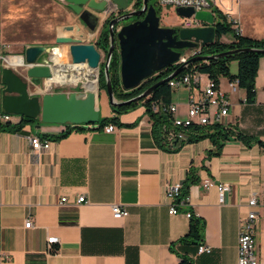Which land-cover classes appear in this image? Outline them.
I'll use <instances>...</instances> for the list:
<instances>
[{
  "label": "crops",
  "instance_id": "obj_1",
  "mask_svg": "<svg viewBox=\"0 0 264 264\" xmlns=\"http://www.w3.org/2000/svg\"><path fill=\"white\" fill-rule=\"evenodd\" d=\"M244 8L241 0L237 6L241 19ZM78 22L75 31L82 29L83 23ZM240 28L242 34L264 38L249 33L251 25ZM88 39L94 43L96 37ZM221 40L228 42L230 37ZM38 44L43 43L25 44L16 54L27 45ZM7 61L24 75L20 61ZM236 70L237 62L231 71ZM198 76L196 93L208 83L205 75ZM33 81L35 85L28 90L39 93L45 80ZM219 87L229 104L218 123L237 124L243 132L264 139V54L255 77L254 102H247L239 87L231 91L225 78ZM171 103L177 106L175 115L186 116L187 108L178 98L171 97ZM20 120L19 115H11L9 122L14 125ZM119 122L110 133L91 124L59 138L63 125L39 118L24 122L17 130H0V264H177L179 257L170 244L188 230L190 218L185 210L204 220L203 242L211 247L210 253H189L193 264H237L239 222L249 210L251 196L257 200L259 213L256 264H264V150L258 144L231 139L218 155L206 157L213 149L208 139L185 143L176 150L160 147L142 105L119 114ZM30 135L51 139L49 148L34 151ZM190 167L198 181L189 186V201L181 211L171 214L166 187L182 183ZM205 179L211 181L208 187ZM222 182L229 189L219 201L216 186ZM81 195L84 201L76 203ZM113 205L126 209L127 215L114 218ZM27 219L32 222L29 227L24 226ZM50 236L57 241L48 247ZM52 247L56 250L51 251Z\"/></svg>",
  "mask_w": 264,
  "mask_h": 264
},
{
  "label": "water",
  "instance_id": "obj_2",
  "mask_svg": "<svg viewBox=\"0 0 264 264\" xmlns=\"http://www.w3.org/2000/svg\"><path fill=\"white\" fill-rule=\"evenodd\" d=\"M64 2L92 32L98 24V17L91 14L83 6L99 12L104 11L107 7L105 0H64ZM111 2L116 6L119 14L111 17L108 22L109 47L106 52L103 71L106 77L107 98L113 107L128 105L148 96L156 86L173 79L191 61L220 57L240 51L238 49L215 55H196L182 61L180 49L206 46L214 41L215 34L212 24L193 28L161 26L155 6L149 4V0H141V6L134 9L129 8L128 0H111ZM175 13L179 16L189 17L194 13V9L179 6L175 8ZM141 16L140 19L120 24L130 17ZM116 24L119 26L114 31ZM99 25L101 26L102 23ZM73 29V25L60 27V30ZM115 39L120 56V80L125 90L139 86L154 73L168 66L177 64L178 67L136 96L126 100H117L113 95L108 73ZM54 42L68 45L69 65L82 64L87 69L96 70V81H98L101 54L94 43L84 42L80 38L64 34H57ZM244 50L264 54V48H245ZM53 52V46L45 44L25 46L23 52L17 55L20 57L19 65L22 67L24 75L8 65H3V58L0 57V83L2 85L0 106L2 113L17 114L21 119L34 120L39 118L45 123L61 125L97 124L99 122L97 84L95 89H87L82 83L83 91H48L43 87L39 93L32 94L28 90L31 85H35L34 79L44 80L56 75L59 67L52 57ZM173 144H176V140L173 141Z\"/></svg>",
  "mask_w": 264,
  "mask_h": 264
},
{
  "label": "trees",
  "instance_id": "obj_3",
  "mask_svg": "<svg viewBox=\"0 0 264 264\" xmlns=\"http://www.w3.org/2000/svg\"><path fill=\"white\" fill-rule=\"evenodd\" d=\"M149 4H153L155 6L156 13L158 15L159 8L156 6V2L149 0ZM140 6L141 0H135L133 3V8H139ZM213 10L217 12L218 17V19L212 22L215 34L214 41L209 45L201 46L199 48L197 46L194 48L180 49L181 54L194 51L195 55L191 56L193 57L196 55H215L228 50L239 49L240 51H235L220 57H211L208 59L191 61L173 79H177L179 76L185 73H196L198 75L202 74L208 78V81L211 82L214 87H219L220 79L225 78L228 82L235 81L237 83V87L244 90L245 99L247 102H254L256 97L255 77L258 70L259 58L263 54L256 53L254 51H246L244 49L264 48V38H255L242 34L238 24L233 23L232 20H227L226 16L217 9ZM109 19L110 18H107L101 25L94 42L96 48L104 53V60L100 65L98 74L99 95L101 92L106 94V77L103 71V66L106 52L109 47ZM203 25H207V23H203ZM118 26L119 24L114 25V31ZM223 36H229L230 40L228 42L222 41L221 38ZM114 44L115 47L110 58L108 73L113 95L117 100H126L136 96L145 88L164 78L178 67L177 64L168 66L161 71L154 73L139 86L133 89L125 90L123 89L120 80V56L116 39ZM233 60L237 62V70L235 73H233L230 69V63ZM171 80L159 84L148 96L143 97L138 101H133L128 105H122L119 107L111 106L112 115L102 119L99 118L96 128H102L108 123L121 125L119 122V114L134 109L138 105H142L145 107V112L151 120L152 132L155 142L163 148L164 145H166L167 147H165V149L167 150H176L185 143L198 142L203 139H208L213 145V149L206 152V157L218 155L224 143L231 139L239 140L246 145L256 143L264 150V139H258L243 132L237 126V124L224 126L218 122L211 124L192 123L188 126H185L183 131L187 135L186 138L183 140H178L176 144H173L174 139L168 138V136H170L171 133L175 131V128L172 126L173 116L167 110V106L171 103V97L175 90L174 87L169 84V81ZM79 89L80 88L77 87L76 90ZM58 90L59 89L55 91ZM28 121L32 120L23 118L14 125H11L9 121H0V130H17L24 122ZM76 127L78 129H83V126ZM68 132L69 130L61 133L57 138L67 134ZM197 181L198 175L196 171L190 167L186 173L184 181L182 182L181 196L183 197L186 195L188 193L189 186ZM189 218L187 232L170 244L171 251H173L179 257V262L177 264H193V260L189 253L194 250L196 251L197 246L203 242L204 220L193 213ZM55 250L56 248L52 247L51 251Z\"/></svg>",
  "mask_w": 264,
  "mask_h": 264
},
{
  "label": "built area",
  "instance_id": "obj_4",
  "mask_svg": "<svg viewBox=\"0 0 264 264\" xmlns=\"http://www.w3.org/2000/svg\"><path fill=\"white\" fill-rule=\"evenodd\" d=\"M64 1V0H60ZM107 2V7L104 11L99 12L97 10L88 8L83 6V8L87 9L91 14L98 17V19L103 16V19L107 17H111L113 13L114 16L119 14L116 6L111 2V0H105ZM241 0H156V6L159 10L162 7L169 6L173 7L174 11L176 7L186 6L192 7L194 9V13L189 17L180 16L182 18L181 27L180 28H193L203 26V22L201 20L195 18V12L204 8L217 9L223 15L226 16L227 20H232L233 23L238 24L237 19L233 17L235 8L238 6ZM264 1V0H263ZM132 5V4H131ZM129 6L132 9V6ZM179 16V15H178ZM239 26V24H238ZM240 31L241 28L239 27ZM201 46H198V48ZM57 47H53V50ZM195 55L194 51L190 53L182 54L181 60L186 61L189 57ZM9 56H17V55H6L3 58V65H8L12 67L11 63H9L6 57ZM68 63V62H67ZM69 65V64H68ZM72 66V65H70ZM78 67H85L82 64L73 65ZM44 88L48 91H54L57 89H65L69 87V84L62 83L54 80V76L44 79ZM169 84L172 87L185 86L188 90V104L186 110L185 117H179L175 115L177 112V106L175 104L170 103L167 106V110L170 114H172V126L175 128V131L171 133L168 138H173L176 140H183L186 138V133L183 131L185 126H188L192 123L197 124H211L218 122L220 117L225 115L228 112V98L220 87H214L211 82L208 81L207 85L202 91L198 93L194 92L195 87L199 84V76L196 73L190 74L185 73L179 76L177 79H172L169 81ZM231 91H235L237 89V83L235 81L228 82ZM2 85L0 83V92ZM77 88V86H76ZM78 91H83L84 89L80 86ZM64 91V90H62ZM69 92V91H66ZM11 118L10 114H1L0 121L7 122ZM84 126V125H79ZM76 125L66 124L63 125V132L67 130H77ZM103 131L106 133H110L114 131L115 126L113 123H108L102 127ZM173 140V141H174ZM30 146L34 151L46 150L50 146L51 139L48 138H40L38 135H30L29 136ZM204 185L208 187L211 185V181L208 179L204 180ZM219 201L223 200L224 193L229 189V185L227 183H219L216 186ZM182 183L174 182L167 185L165 190V195L170 201L169 212L171 214H176L181 211V207L189 201L188 193L181 196ZM84 196H78L76 199V203H81L84 201ZM61 201H65V198H61ZM247 204L249 206L248 212L240 219L239 229H238V241H237V264H256L257 263V254H256V241H255V230L258 226L259 221V213L257 210V200L255 196H251ZM127 210L120 208L118 205L112 206V214L114 218H122L127 215ZM183 213L190 217L192 212L189 210L183 211ZM31 219H27L24 223L25 227H29L31 225ZM57 238L54 236H50L47 238L48 247H50L52 242H56ZM211 247L204 242L200 243L196 248V254L210 253Z\"/></svg>",
  "mask_w": 264,
  "mask_h": 264
},
{
  "label": "rangeland",
  "instance_id": "obj_5",
  "mask_svg": "<svg viewBox=\"0 0 264 264\" xmlns=\"http://www.w3.org/2000/svg\"><path fill=\"white\" fill-rule=\"evenodd\" d=\"M135 0H128V5L133 8ZM156 1V0H151ZM245 3V8L242 9L244 17L241 19L238 14L237 7L235 8V19L239 27H252L249 33H254L258 36H264V1L263 0H242ZM246 11V13H244ZM159 23L161 26L180 28L182 18L178 16L173 7L165 6L158 11ZM110 17V16H109ZM107 17V18H109ZM106 18V19H107ZM134 17L123 20L120 24L131 21ZM195 18L201 20L203 23H212L217 17V12L211 8H204L195 12ZM240 22H239V20ZM78 17L76 18L71 10L67 7L64 1L59 0H0V55H18L16 52L22 49V46L29 43H43L48 46L59 47L58 56L61 59H68V45L56 44L54 38L57 34H68L69 36L77 37L88 42V38L97 37L96 29H100L97 25L94 32H92L86 25L82 24L81 31H75V28L66 32L60 30L61 26L72 24L78 26ZM105 20H102V24ZM75 23V24H74ZM100 24V23H99ZM82 30H84L82 32ZM80 32L82 35H77ZM87 33H93L87 37ZM94 35V36H93ZM88 39V40H87ZM102 63L104 60V53L100 51ZM100 63V64H101ZM236 61H231L230 68L233 69ZM89 78V77H88ZM83 81H87L83 79ZM98 85V81H96ZM81 81L74 84H69V87H80ZM86 85V83H85ZM89 88V87H88ZM201 89L204 86L201 85ZM94 89V88H93ZM197 91L195 88L194 92ZM173 98H178L179 102L187 108L188 91L183 85L179 86L173 94ZM99 118L110 116L112 114L111 105L105 93L101 92L98 98ZM187 110V109H186ZM12 115V114H11ZM14 118L17 114L12 115Z\"/></svg>",
  "mask_w": 264,
  "mask_h": 264
},
{
  "label": "bare ground",
  "instance_id": "obj_6",
  "mask_svg": "<svg viewBox=\"0 0 264 264\" xmlns=\"http://www.w3.org/2000/svg\"><path fill=\"white\" fill-rule=\"evenodd\" d=\"M52 57L59 67V70L54 76L55 81L76 83L77 81H79V79H86L87 80L86 85L84 84L85 81L83 80L82 81H83V85L87 87V89L96 88V84H97L96 70H90L87 69L86 67L70 66L66 61H64V59H61L60 61L61 63H60L58 56V48L54 49V52L52 53ZM7 59L10 62L20 61L19 56L18 57L13 56Z\"/></svg>",
  "mask_w": 264,
  "mask_h": 264
},
{
  "label": "flooded vegetation",
  "instance_id": "obj_7",
  "mask_svg": "<svg viewBox=\"0 0 264 264\" xmlns=\"http://www.w3.org/2000/svg\"><path fill=\"white\" fill-rule=\"evenodd\" d=\"M111 17H114L113 13L111 14ZM111 17H109V18H111ZM140 18H142V16L141 17H134L131 21L136 20V19H140ZM104 20H106V19H104ZM128 22H130V21H128ZM123 24H125V23H123Z\"/></svg>",
  "mask_w": 264,
  "mask_h": 264
}]
</instances>
